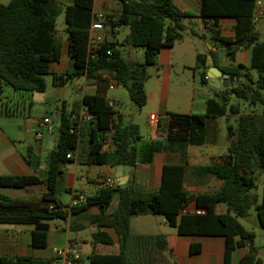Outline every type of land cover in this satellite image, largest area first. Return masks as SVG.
I'll return each mask as SVG.
<instances>
[{"label":"trees","instance_id":"obj_1","mask_svg":"<svg viewBox=\"0 0 264 264\" xmlns=\"http://www.w3.org/2000/svg\"><path fill=\"white\" fill-rule=\"evenodd\" d=\"M62 6L59 0H10L0 4V112L4 88L28 93H43L45 76L52 83L64 86L74 79L83 78L86 86H94V94L85 93L81 103L92 116L86 129L87 150L85 164L88 166H128L134 168L139 161L146 162L148 154L164 150L183 151L187 146H202L206 143V118L238 116L236 127H227L228 154L220 162L192 168L193 174L215 177L222 181L214 193L190 195L184 188L186 166L165 165L162 168L160 186L149 194L135 192L131 185L124 189L102 187L94 195L85 197L79 204L65 207L54 198L67 165L75 162L67 159L75 153L80 141L69 133V115L61 111L59 138L49 154L46 178L41 181L34 176H2L0 186L25 189L43 184L48 194L38 199H14L0 195L1 225H31V246H46L47 222H69L70 230H82L78 221L87 222L95 228L92 239L95 245L112 246L107 232H114L118 239V253L93 252L90 264H158L141 262L132 250L140 239L146 246L159 242L158 251L166 250L161 236L146 239L133 238L130 221L137 216H160L181 236L224 238L223 264H230L233 252L251 243L253 234L239 223L247 219L255 208L260 229L264 232V182L259 202L257 179L264 171V41L254 28L256 0H199L197 16L181 11L173 0H117L120 12L105 15L104 26L114 38L113 29L128 28V34L118 44L106 41L91 59L87 53L88 30L93 19L94 0H70ZM64 15V35L70 68L63 74L50 72V66L58 63L62 55L63 39L56 29V20ZM200 18L210 31L211 40L225 46V55L230 60L227 66H219L217 52H209L213 64L222 74L236 79L227 87L216 89L206 79L207 58L198 54L196 69L200 70V84L214 95L206 99V115L188 116L167 112L158 120L157 131L164 135L165 146L154 142L138 159L137 147L141 139L136 125H123L105 99L110 83L122 86L130 100L140 110L146 105L144 84L148 79L147 69L156 64L163 49H169L183 38V19ZM220 19L236 21L233 37H221L217 30ZM142 48L143 63L128 62L118 47ZM111 49V55L106 50ZM240 49L250 50L247 67L234 64V56ZM231 99L241 101L251 112L241 114L238 105ZM260 108L259 112L255 108ZM112 131L111 150L105 151L106 134ZM116 204L112 207L113 200ZM192 201L201 214H182L187 202ZM225 204L227 212L216 214L215 207ZM96 213L91 214V210ZM145 240V241H144ZM193 252V251H192ZM0 264H40L32 257H0ZM160 264H171L164 262ZM238 264H262L251 249Z\"/></svg>","mask_w":264,"mask_h":264},{"label":"crops","instance_id":"obj_2","mask_svg":"<svg viewBox=\"0 0 264 264\" xmlns=\"http://www.w3.org/2000/svg\"><path fill=\"white\" fill-rule=\"evenodd\" d=\"M59 1L61 3V0ZM173 2L181 11L193 14L194 16L198 15L200 9L199 0H173ZM258 3L259 5L257 6ZM263 5L264 0H256L254 13L256 10H261L262 16L264 12ZM119 12L120 5L117 0H94L93 15L97 13H102L104 15H116ZM261 16H254L253 22H258ZM194 19L198 20V26L196 30L191 31V36L197 38L199 43L195 44L194 42H191L186 53L181 52L179 56L176 57L175 62L180 65L182 70H193V75L200 78V70L196 69V57L198 54L206 55L208 62V59L211 58L209 52H217V61L219 66H227L231 62L228 63L225 61L226 55L224 51H220L218 48V44L220 43H216L211 40L210 31L204 27L203 20L197 17H194ZM235 26L236 21L234 19H220L218 21L217 30L221 37H233L235 34ZM120 31L121 29H116V31H114V38H112L110 36L109 29L107 28V41H112L119 44L120 42L117 40V35L120 33ZM62 39L63 45L61 59L58 63H54L50 66L51 73L63 74L70 68V61L67 53V39L64 40L63 35ZM183 43L184 42L182 38L180 41L176 42L172 48L163 49L159 53L156 64L154 65L156 74H162V87L160 91L161 111L159 112V115H157L159 119L169 112L166 97L164 95L167 93L170 82L169 78L172 70L173 51L175 47H178L176 45H183ZM180 49H183V46H181ZM200 49L203 50V53H200ZM249 60L250 50L240 49L235 54L233 63L247 67L249 65ZM214 67L219 70L217 66L214 65ZM80 79L83 81L82 85L76 86V91L79 93L80 98L79 101L73 105L69 113L65 111V102L63 100L64 92L62 86L54 85L51 79V86L49 87L45 81L46 89L42 93L43 100L41 104H43V107H45V105H50V103L61 104V109L58 111L59 123H57L56 120L46 112H44L41 117H32L31 112H21L19 107L24 104L25 100H23V96L18 98L15 96L12 97V101H9L12 105H10L8 102H2L3 112H0V177L34 176L38 177L41 181L45 180L46 172L48 170L49 154L54 149L58 141L59 134L53 138V132L48 133L46 131H42L41 136L39 137V124L43 118L49 117L54 124V130L58 129L59 133L61 111L64 110L66 115L77 111L80 106H82V96L88 91L95 90L94 86H86L85 80L83 78ZM110 84L114 83L111 82ZM201 87L207 89L202 85ZM195 89L196 88L193 90ZM208 92L212 96L214 95L213 92L209 90ZM145 93L147 98L146 103L150 100V97L154 99L156 95V92L149 94L146 90ZM194 97V93H191L188 96V100L190 101L189 109L186 111V113L181 115L204 117L206 115V99L211 97L210 95L208 96L207 94H202L201 98H203V104L202 106L198 105L196 107H194L196 105ZM31 106L32 103L29 102V108ZM246 109L248 110L247 113H249L253 108ZM255 111L258 112V109L255 108ZM117 115L120 116V119L118 120V118H115V121H120V123L123 124L122 116L119 113H117ZM230 115L231 114H227L223 117L206 118V143L202 146L189 145L183 151L164 150L163 148L157 152L148 154L146 157V162L139 161L134 168H130L126 185H131L132 189L139 194L153 193L157 191L160 186L163 166L183 164L186 166L184 188L190 195L216 192L221 187L222 181L210 176L201 178L193 174L192 168L207 166L213 162H220L221 158L228 154V143L226 140L227 127L232 126L235 128L238 119V116L233 115L232 117L235 116L236 119L230 120ZM222 118L225 119L226 123V135L225 137L223 136L222 140L219 141L216 134V123ZM151 131L152 136L150 141L142 145L141 151L143 153L146 151L147 146L154 142L162 143V146L166 147L164 135L160 134L157 130L151 129ZM112 134V131L106 134L105 145L103 147V150L105 151L111 150L113 148L111 138ZM13 135L15 137H13ZM140 141L142 140L140 139ZM47 145L53 147L48 150L46 152V156H44L43 148ZM86 150L87 138L84 136L80 142L79 148L75 152V162L66 166L62 175L61 183L54 196V198L57 199L62 206L70 207L78 195H84L85 197L94 195L102 187H105L104 180L108 177H111L107 170V166H88L85 164ZM47 194L48 191L43 184L25 189H12L0 186V195L14 199H38L41 196H46ZM196 210L198 209L195 207L194 202L189 201L185 204L182 214H193ZM215 212L216 214H225L227 212L226 205H217L215 207ZM50 222L51 221L47 222L49 227L46 234V246L44 248H33L31 246V232L34 230L33 226L0 224V257H32L39 260L40 264H53L57 250L64 248H68L70 250L76 249L73 246V243L70 241H65L62 246L49 250L50 243L59 241L58 234L54 232V228L51 226ZM163 222L166 225L164 227H169L170 230H165L163 234L149 235V237L161 236L164 238L166 250H157L159 242H153L147 247L150 249L149 252L164 256V261H153V258L150 259V256L147 258V260L158 264L164 262H170L171 264H223L225 245L224 238L181 236L178 235L176 229L170 227L164 221V219ZM59 229L62 231L65 230L62 227H55V231H58ZM102 230L107 232L113 241L112 251L115 252L107 254L118 253V239L114 232L109 229ZM23 233L30 234L29 247H32L36 250H41L43 252H40L39 255H29V248H25V246L20 245L18 241V236ZM251 249L255 251L251 243H247L244 247L236 249L232 254L230 264H238L240 258ZM166 256L169 257V260H167Z\"/></svg>","mask_w":264,"mask_h":264},{"label":"rangeland","instance_id":"obj_3","mask_svg":"<svg viewBox=\"0 0 264 264\" xmlns=\"http://www.w3.org/2000/svg\"><path fill=\"white\" fill-rule=\"evenodd\" d=\"M10 0H0V4L5 5ZM70 0H61V4L64 7L65 5L69 4ZM264 7V5H263ZM194 13V12H191ZM193 15V14H191ZM182 24L185 27L183 31V45H176L173 51V62H172V70L170 73L169 78V86L167 89V93L164 95L166 97V102L168 105L169 113H176V114H184L189 109L190 101L188 100V96L191 93H194V101L196 102L195 106H202L203 98L202 94H207L210 97H213L209 94L208 90L201 87L200 80L198 76L193 75V70L184 71L180 68L176 61V57L179 56L181 52L186 53L187 48H189V44L194 42L195 44L199 43L197 38L191 36V31L197 29L198 20L194 18H187L182 20ZM64 15L61 14L56 20V29L59 31L61 35H63L64 40L66 39L64 35ZM254 28L256 32L259 34V41H264V12L263 15L260 17L258 22L254 23ZM128 34L127 28H122L120 33L117 35L118 42ZM180 44V43H177ZM183 46V49L180 47ZM218 48L220 51H225V46L222 44H218ZM121 56L128 62H137L143 63L144 61V51L142 48H129V47H118ZM200 53H203V50L200 49ZM226 62H230V60L226 57ZM148 79L145 82L144 89L151 94L152 92H156L154 99L150 97V100L146 103V105L142 109H138L136 105L130 100L128 92L122 86L114 85L113 89H107L105 92V99L108 104H111V108L119 113L122 116L123 124H133L136 125L139 129L141 140L138 142L137 147L139 150L138 159L143 160L144 153L141 151L142 145L148 143L152 136V131L146 125V120L150 114L159 115L161 111L160 108V91L162 87V74L157 75L154 69V66H150L147 69ZM48 86H51V76L47 75L44 77ZM82 79H74L68 82L66 85L62 86L64 92V102H65V111L67 113L70 112L71 108L74 104L79 101V93L76 91V86L82 85ZM196 88L195 90H193ZM205 89V90H204ZM202 90V91H200ZM204 90V91H203ZM87 94H94V91H88ZM50 95V93H49ZM20 97L23 96L24 104L19 107L21 112H31L32 117H41L44 112L51 115L57 123H59L58 111L61 109V104H51L45 105L43 107L42 103V93H28V92H21V91H13L10 88L5 87L4 92L2 93V102H8L11 104L12 97ZM29 102L32 103V106L29 108ZM230 104L238 105L240 108L241 113H247L248 110L246 109V105L241 101L236 99H231ZM45 109V110H44ZM258 112L260 108H258ZM230 115V120L236 119V117H232ZM226 123L225 119L222 118L220 121L216 123V134L218 140H222L223 136L226 135ZM58 129L53 131L52 137L55 138L58 136ZM12 135V134H11ZM19 136V135H18ZM51 136V135H49ZM13 137H15L13 135ZM20 137V136H19ZM16 139V138H14ZM53 145V144H51ZM53 147V146H52ZM51 146H46L43 148V155L46 156V152L52 148ZM80 173V170H79ZM263 182H264V171H262L257 179V194L259 197V202L262 198V190H263ZM84 187V186H82ZM116 204V200L114 199L112 202V207ZM96 210H91L90 213H95ZM77 223L80 224L81 227L84 229L82 230H70L69 229V222H62L59 220H53L50 222L51 226L54 228V232L58 234L59 241H54L50 243L49 250L55 247L62 246L65 241H70L73 243V246L76 248L78 252L82 255L84 261L89 263V257L93 252L99 254H107L113 253L112 246H100L95 245L92 239V233L95 232V228L89 225L87 222L78 221ZM239 223L247 230L253 234V240L251 242L252 247L255 249L257 257L262 261L264 264V232L260 229L257 218H256V211L255 208H251L249 212V217L247 219H240ZM166 226L163 222V218L160 216H137L132 217L130 221V234L133 238H141L146 239L149 235H158L163 234L164 231L170 230L169 227ZM55 227H62L65 230L62 231L59 229L55 231ZM68 227V229H67ZM18 241L20 245L25 246V248H29V255H39L41 250L33 249L29 247L30 244V234L23 233L18 236ZM145 241V240H144ZM139 239L137 244H135V248L132 250L135 258H138L141 262H147V258L150 256V259L153 258V261L156 262H163L164 256L161 254H153L148 249L145 244ZM115 248V247H114ZM115 254V253H114ZM167 258V256H166ZM168 260V259H167Z\"/></svg>","mask_w":264,"mask_h":264},{"label":"built area","instance_id":"obj_4","mask_svg":"<svg viewBox=\"0 0 264 264\" xmlns=\"http://www.w3.org/2000/svg\"><path fill=\"white\" fill-rule=\"evenodd\" d=\"M259 3L257 4V6ZM261 10H256L254 13L255 17L261 16ZM105 15L102 13H97L93 15V19L91 21L89 30H88V37H87V53L88 57L94 59L97 57L98 52L100 51L101 47L107 41L106 39V30L107 28L104 26ZM116 31V29H113ZM111 49L106 50V54L109 56L111 55ZM114 84L109 85V89H112ZM111 104H109L110 106ZM92 116L88 113V110L85 106H80L77 111L72 112L69 115V133L73 134L77 137L78 141L82 140V138L86 135V129L88 124L91 122ZM158 116L155 114H150L146 120V125L148 128L152 130H157L158 125ZM54 124L49 117H45L41 120L39 127H38V135L41 136L42 131H46L48 133L53 132ZM75 153H69L66 158L67 159H74ZM105 187L113 188L116 186L115 181L113 178L108 177L104 180ZM85 200L84 195L76 196L75 200L73 201L72 205L79 204ZM194 213L201 214V210H196ZM53 264H90L86 263L76 249H59L55 253V260Z\"/></svg>","mask_w":264,"mask_h":264},{"label":"water","instance_id":"obj_5","mask_svg":"<svg viewBox=\"0 0 264 264\" xmlns=\"http://www.w3.org/2000/svg\"><path fill=\"white\" fill-rule=\"evenodd\" d=\"M207 66L208 71L206 72V79L209 86L216 89H221L223 87H227L232 82H236L235 78L222 74L221 71L214 67L211 58L208 59ZM107 170L110 173L111 177L114 179L116 186H118L120 189H124L126 187V181L130 171V167L107 166ZM167 259L169 260L168 256Z\"/></svg>","mask_w":264,"mask_h":264}]
</instances>
